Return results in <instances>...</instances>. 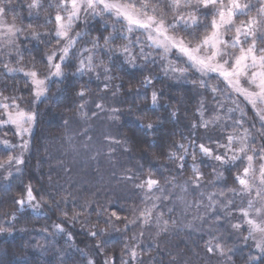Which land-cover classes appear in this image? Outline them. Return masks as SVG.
Returning a JSON list of instances; mask_svg holds the SVG:
<instances>
[{
	"label": "snow or ice",
	"instance_id": "obj_1",
	"mask_svg": "<svg viewBox=\"0 0 264 264\" xmlns=\"http://www.w3.org/2000/svg\"><path fill=\"white\" fill-rule=\"evenodd\" d=\"M27 7L32 15L31 10L43 8L44 3L31 0ZM47 7L56 9L54 30L49 29L43 34L32 31L30 36L32 40L41 41L46 49L53 40L56 47L42 54L39 63L43 72L35 67L25 71L21 67L10 66L13 62L11 49H15L22 59L16 40L25 29L4 22L7 14L15 13V9L12 0H0V28L4 29L0 31V73L10 76L22 72L30 96L27 100L23 95L0 99V127L11 126L5 130L14 128L13 135L17 138L16 142L0 139L3 146L0 151L15 153L0 161V184L4 186L6 195L12 192L13 181L19 180L17 194L11 198L14 210L4 213L11 219L0 224V233L8 232L13 222L18 221V214L23 215L28 209L39 212L41 208L43 196L30 179L24 183L21 166L25 163L24 153L31 151L30 137L38 121L39 104L49 99L51 84L66 80L68 74L65 70L75 61L72 64L73 77L95 73L100 79L102 72L105 83L101 91H108L111 81L117 78L112 75L113 65L116 71L136 70L138 61L143 60L144 67L139 69L142 79L137 81L139 88L135 95L148 100L147 90L151 87L150 103L143 107L129 106L126 112L116 107L109 109V119L113 123L119 121L118 127L124 128L126 134L120 139L112 136L105 139L110 141V154L115 151L111 145L119 146L125 153L135 147L142 153L151 152L156 160L163 158L168 163L160 164L159 168L150 165L146 174L137 171L123 177L144 193L141 201L144 207L133 209L134 213L138 211V215L125 223V229L136 223L149 227L154 220L157 235L168 232L170 222L171 227L178 222L170 215L166 218L163 211L157 212L155 201L161 197L166 201L174 198V206L167 209L168 214L176 211L175 202L179 201L184 209L196 207L197 215L193 221L203 223L211 215L214 231L219 230L222 221L227 222L233 233L242 234L245 242L253 241L259 253L253 255L250 251L245 264H264V0H227V3L225 0H57L55 4L49 2ZM253 11L255 14L249 15ZM169 13L172 14L170 21L167 19ZM241 16L247 18L236 24L235 20ZM97 19L103 32L92 35L87 23ZM50 23L52 17L48 15L45 24ZM81 23L85 27L75 31ZM233 31L230 38L226 36ZM146 48L152 51H146ZM15 62L19 64L20 61ZM33 63L35 65V58ZM148 64H158L167 79L190 83L193 90L202 89L205 94L210 93L216 100L212 115L208 116L207 105L201 99L187 126L188 134L181 132L176 139L175 124L180 120V108L163 103V93L153 84L157 75L151 72L143 75ZM190 75L195 78L189 80ZM212 80L216 83H210ZM115 88L113 96L123 88V84H117ZM86 91L82 85L75 95L84 100ZM225 101H230V104ZM177 103H182V100ZM242 103L244 107H241ZM95 106L104 111L103 104ZM84 107V103L78 105V109ZM81 115L87 118V113ZM125 118L131 121L132 127L124 123ZM64 123L67 125L68 121ZM216 132L220 135H214ZM189 156L192 160L190 168ZM204 159L211 163L204 164L202 168L197 161L202 163ZM168 164L175 167L169 168ZM143 167L140 165L141 169ZM209 167L211 172H206ZM161 170L169 172V175L164 176ZM185 172L188 175L185 176ZM208 187L214 190L207 191ZM175 189H179V193ZM157 192L160 195H156ZM193 194L196 198L188 201L186 197ZM64 202L67 203L66 197ZM55 207L59 209V202ZM81 207H87V203ZM202 208L203 213L200 211ZM61 211L67 217V211ZM111 216L116 221L121 220L116 212ZM78 217V213H73L71 219L75 222ZM111 223L110 219L105 221L109 226ZM63 224L64 221L53 223L54 234L65 233ZM181 227L194 229L195 225L189 221ZM143 234L141 231L140 235ZM89 235L92 238L103 236L104 230H93ZM71 238L68 234L67 239ZM220 241V236L212 235L204 243L205 251L219 256V264H234L235 248ZM105 244L106 241L101 240L95 248ZM77 251L82 257L87 255L84 249ZM124 254L128 255V260L123 259ZM59 264H65L64 260L61 259ZM80 264L85 262L81 260ZM87 264H95V261L88 259ZM104 264H109V260L106 259ZM121 264H143L138 259L135 245L122 250Z\"/></svg>",
	"mask_w": 264,
	"mask_h": 264
},
{
	"label": "trees",
	"instance_id": "obj_2",
	"mask_svg": "<svg viewBox=\"0 0 264 264\" xmlns=\"http://www.w3.org/2000/svg\"><path fill=\"white\" fill-rule=\"evenodd\" d=\"M42 2L44 7L32 9L30 15L27 5L31 0H12L15 13L9 12L5 22L24 28L25 31L16 40L22 59L15 49L12 50L11 67H21L25 71L35 67L43 72L39 63L42 54L56 47L53 40L46 49L41 41L32 40L30 36L32 31L43 34L55 28L56 9L54 7L49 9L47 5L49 2L55 4L57 0H42ZM37 12H39L38 17ZM254 14L253 11L249 15ZM48 15H51L52 23L45 24ZM246 18L241 16L235 20V23L239 24ZM167 19L169 21L172 19L171 13L168 14ZM208 19L210 21L211 17ZM84 27L82 23L75 31ZM87 29L92 35L103 32L98 19L88 22ZM176 34L182 35V33ZM104 35L107 33L105 32ZM44 38L48 39V37ZM146 51L152 50L146 48ZM17 60L20 61L19 64L15 62ZM74 63L75 61L72 62ZM72 64L65 70L68 78L62 83L53 82L48 93L49 99L39 104L38 121L30 137L31 151L27 152L25 163L21 166L24 183H28L30 179L33 187L43 196V201H40L41 208L39 212L28 209L23 215L18 214V221L13 222L8 232L0 233V264H59L61 259L65 264H80L81 260L87 264L88 259L94 260L95 264H104L106 259L109 260V264H121L122 250L126 246L131 248L133 245L136 246L138 259L143 264H219L220 257L213 256L204 249L205 241L211 239L212 235L220 236L221 243L235 248L234 264H245L250 251L253 255H259L254 249V243L251 240L245 242L242 234L233 233L227 222L222 221L219 230L214 231L211 215L203 223L198 220L193 221V217L197 215L195 206L184 209L179 201H176V211L168 214L167 209L174 206V198L166 201L161 197L157 200L159 203L156 211H163L166 218L170 215L178 222L175 227H171L170 222L168 232L157 235L158 230L154 220L149 227L136 223L129 224L128 229H125V223L138 215V211L134 213L133 209L144 207L141 203L144 193L134 188L133 183L124 180L123 177L126 174L133 175L137 171L146 174L150 165L159 168L160 164L168 163L163 158L156 160L151 152L142 153L135 147L131 152L125 153L119 146L111 145L115 151L110 154V141L105 139L106 136L120 139L126 134L124 128L118 127L119 121L113 123L109 119L111 115L109 109L116 107L126 112L129 106L143 107L150 103L151 87L147 90L148 100L137 98L135 95L139 88L137 81L142 79L139 69L144 67V62L139 60L136 70L127 71H116L113 65L112 75L117 78L111 81L108 91H101L105 83L102 72L100 79L96 78L95 73L73 77ZM150 72L157 75L153 84L155 89L163 93V103L180 108V120L175 124L178 133L176 139H179L181 132L184 135L188 134L187 126L201 99L207 105L208 116L212 115L211 109L216 107V100L210 93L205 94L202 89L193 90L190 83H177L165 78L158 64H148L143 75H148ZM194 78L195 76H189V80ZM129 81L132 83L130 84ZM210 83L216 81L212 80ZM117 84H123V88L113 96ZM82 85L87 89L84 100L75 95V91L80 90ZM140 91L143 93L144 89L141 88ZM13 95L17 97L23 95L25 100L30 99L25 88L23 73L17 72L10 76L0 73V99L3 96ZM178 100H182V103L178 104ZM82 103L85 107L78 109V105ZM97 103L104 105V111L96 108ZM224 103L230 104V101ZM241 107H244L243 103ZM82 113H87L86 119L82 117ZM65 120L68 121L67 125L64 123ZM124 123L132 127L131 121L127 118ZM250 123H252L251 115H249ZM214 135L220 133L216 132ZM0 138L15 142L5 128L0 129ZM10 154L11 152L0 151V161L6 160ZM197 163L203 168L204 164L211 162L204 159L202 163L200 161ZM191 164L192 160L189 156V168ZM140 165L144 166L143 169ZM168 167L175 166L168 164ZM126 170L131 171L126 172ZM161 171L164 176L169 175V172ZM206 172H211V167L207 168ZM184 175H188V172ZM183 178L184 176L181 177V181ZM161 184H164L163 180ZM13 185L12 192L6 195L4 186L0 184V224L11 219L10 216L5 217L4 213L14 210L11 198L17 194L19 180L13 181ZM164 186L168 187V185ZM207 189V191L214 190L211 187ZM178 190L175 189L176 192ZM156 195L160 194L157 192ZM65 197L67 203L64 202ZM194 197L196 198V195ZM37 200H40L39 196ZM57 202L60 205L59 209L55 207ZM86 203L87 207H81ZM61 210L67 211V217ZM112 212H116L121 220L116 221L115 217L111 216ZM73 213L79 214L75 222L71 219ZM97 213L100 215L98 216ZM109 219L112 222L111 226L105 224ZM60 221H64L65 233L54 234L52 225ZM189 221L194 223V229L181 227V224ZM93 230H104V235L92 238L89 232ZM141 231L144 233L143 236L140 235ZM68 234H71V240L67 239ZM133 236L136 237L135 240L131 239ZM101 240L106 241V244L96 249L95 246ZM77 249H84L87 255L82 257ZM123 259L128 260V255L124 254Z\"/></svg>",
	"mask_w": 264,
	"mask_h": 264
},
{
	"label": "rangeland",
	"instance_id": "obj_3",
	"mask_svg": "<svg viewBox=\"0 0 264 264\" xmlns=\"http://www.w3.org/2000/svg\"><path fill=\"white\" fill-rule=\"evenodd\" d=\"M242 2H244V0H242ZM225 3H227V0H225ZM90 21H92V20H89L88 22H90ZM5 22V21H4ZM6 23V22H5ZM7 25H12V24H8V23H6ZM82 24V23H81ZM4 29L3 28H0V31H3ZM232 35H234V31L233 32H228V33H226V36L227 37H231ZM142 39H143V37H142ZM12 50H14V49H11V51ZM237 52H238V50H236ZM14 52V51H13ZM15 53V52H14ZM7 127H11V126H2V127H0V129H2V128H7ZM13 131H14V128L12 129V131H8V133L11 135V137H12V139H15V142L17 141V138L13 135ZM0 139H3V138H0ZM9 140V139H8ZM1 147H3L2 145H0ZM13 154H15V153H12L11 152V154L10 155H13ZM26 155H27V152H25L24 153V159H25V157H26ZM206 190H208V189H206ZM177 193H179V190L177 191ZM194 195L195 194H193V195H188L187 197H186V199L188 200V201H192L193 199H195V197H194ZM157 205H158V201L157 202H155ZM205 203H207V200L205 199ZM204 212V209L202 208V210H201V213H203ZM253 242V241H252ZM254 249H255V247H254Z\"/></svg>",
	"mask_w": 264,
	"mask_h": 264
}]
</instances>
